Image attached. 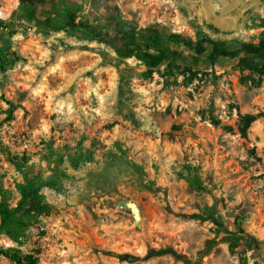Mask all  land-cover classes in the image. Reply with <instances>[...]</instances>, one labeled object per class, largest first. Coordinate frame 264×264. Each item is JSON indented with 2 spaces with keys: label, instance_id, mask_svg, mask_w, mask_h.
<instances>
[{
  "label": "rangeland",
  "instance_id": "374dc122",
  "mask_svg": "<svg viewBox=\"0 0 264 264\" xmlns=\"http://www.w3.org/2000/svg\"><path fill=\"white\" fill-rule=\"evenodd\" d=\"M71 13L110 28L156 23L166 41L172 31L197 40V17L230 48L264 30L251 28L264 0H47L37 10L0 0V54L21 57L0 68V183L14 205L26 176L59 175L63 186L42 189L50 215L0 231V250L20 260L0 252V264H184L212 238L200 264H264V76L253 85L236 58L212 64L167 42L201 73L166 86L165 62L149 74L69 28ZM247 114L256 119L244 136ZM229 235L243 236L234 251Z\"/></svg>",
  "mask_w": 264,
  "mask_h": 264
},
{
  "label": "trees",
  "instance_id": "16d2710c",
  "mask_svg": "<svg viewBox=\"0 0 264 264\" xmlns=\"http://www.w3.org/2000/svg\"><path fill=\"white\" fill-rule=\"evenodd\" d=\"M20 1L31 7L32 10H37L47 0ZM67 24L69 28H79L86 31L91 35L93 41L107 43L121 58L135 57L146 65L149 74H153L165 62L160 74L164 78L166 86L177 84L179 76H183L184 80L192 81L201 73L200 70L180 64L178 62L180 51L169 47L167 42L188 47L197 55L208 52V59L212 64L222 58H236L238 60L237 66L242 71L249 70L251 72L248 79L253 85H260L264 76V30L258 42L239 40L238 47L230 48L227 40L212 37L204 30V26H207L218 32L220 29L217 26L207 22L201 23L197 17L190 20L191 27L200 35L197 40L188 37L183 32L172 31L166 41L158 24L151 23L146 26H138L127 19H121L117 28H110L83 19L77 20L76 15L71 13ZM252 27L264 29V17L254 22ZM82 48L88 49L89 46H82ZM20 59L21 57L18 54L15 55V58L0 54V68L4 69L7 65H14ZM203 73L207 74V72ZM5 102L9 105L6 112L9 117H12L16 105L8 99H5ZM121 108L123 109L122 106ZM125 110L126 116L133 122L138 123L135 112L131 108H125ZM243 119L244 124L241 131L244 136H247L248 129L256 116L247 114ZM52 173H54V170ZM59 177L58 175L53 178H44L42 174L26 176L24 181L16 184L19 199L15 205L12 203V189L0 183V231L5 228L16 230L22 228L25 225V216L50 215L53 206L47 201L42 189L50 187L61 191L63 186L59 182ZM242 238L243 236L240 235L225 237L232 251L240 245ZM216 243V238L207 239L204 247L197 252L196 259L185 256L180 257L184 264H200L202 259L212 251ZM0 252L19 263L20 260L16 254L9 253L4 249Z\"/></svg>",
  "mask_w": 264,
  "mask_h": 264
},
{
  "label": "water",
  "instance_id": "95a60500",
  "mask_svg": "<svg viewBox=\"0 0 264 264\" xmlns=\"http://www.w3.org/2000/svg\"><path fill=\"white\" fill-rule=\"evenodd\" d=\"M131 207H132L136 217L138 218L139 217V210H138L137 206L135 204H131Z\"/></svg>",
  "mask_w": 264,
  "mask_h": 264
}]
</instances>
